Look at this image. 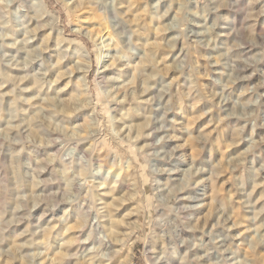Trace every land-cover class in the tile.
Wrapping results in <instances>:
<instances>
[{
	"label": "rangeland",
	"instance_id": "374dc122",
	"mask_svg": "<svg viewBox=\"0 0 264 264\" xmlns=\"http://www.w3.org/2000/svg\"><path fill=\"white\" fill-rule=\"evenodd\" d=\"M92 258L264 264V0H0V264Z\"/></svg>",
	"mask_w": 264,
	"mask_h": 264
},
{
	"label": "bare ground",
	"instance_id": "6f19581e",
	"mask_svg": "<svg viewBox=\"0 0 264 264\" xmlns=\"http://www.w3.org/2000/svg\"><path fill=\"white\" fill-rule=\"evenodd\" d=\"M108 33H109V35H110V37H111V32L109 31V29H108V31H107ZM113 37V36H112ZM145 62H146V60L145 61H143V62H141L142 63V65H144L145 64ZM142 65L139 67V68H141L142 67ZM138 69V68H137ZM147 87V86H146ZM140 126H139V128H138V130L140 131ZM110 145V144H109ZM103 231H105V232H107V237L109 238V243L107 242L106 244H107V246H108V244H109V248H110V250H111V248H113L118 242H120L121 240L118 238L119 237V235H121L122 234V232H121V226H120V224L116 221V220H114V219H112L111 220V224H110V226H109V229H106V230H103ZM104 241V240H103ZM105 242V241H104ZM105 244V245H106ZM115 251V250H114ZM114 251H112V253H114ZM111 253V254H112ZM109 258H112V256L110 255L109 256ZM100 263H102V261L100 260ZM90 264H94V261H93V258L91 259V263Z\"/></svg>",
	"mask_w": 264,
	"mask_h": 264
}]
</instances>
